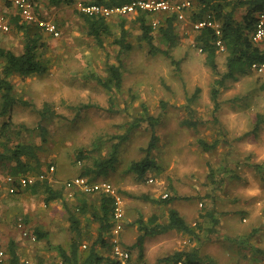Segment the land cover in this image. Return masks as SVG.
<instances>
[{
	"label": "rangeland",
	"instance_id": "obj_1",
	"mask_svg": "<svg viewBox=\"0 0 264 264\" xmlns=\"http://www.w3.org/2000/svg\"><path fill=\"white\" fill-rule=\"evenodd\" d=\"M33 1L41 16L56 22L63 31L60 38L42 32L45 47L41 52L49 68L45 75L12 78L19 97L37 109L50 103L60 114L43 122L47 130L44 142L37 129V109L17 106L13 110V121L19 126L12 135L13 143L41 146L42 168L38 174H47L49 182L59 189L66 180L80 175L92 159L108 157L120 141L118 136L128 135L119 147L116 170L108 177L125 203L124 244L133 248L140 234L136 225L140 217L147 219L156 214L165 222L173 207L190 225H201L195 237L182 231L149 237L143 251L133 248L137 264H175L163 259L195 247L215 255L218 264H264V254L257 252L259 247L264 250V76L249 73L226 80L215 112L212 88L216 75L197 46L192 16L175 22L179 44L169 52L173 62L160 51L166 46L158 32L153 33L158 48L154 49L141 39L139 25L130 19L125 29L131 47L121 53L115 43L121 35L120 20L110 21L113 35L105 37L100 46L86 34L74 5ZM7 6L12 8V3L9 1ZM245 13L246 8L240 7L236 17L241 20ZM0 15L12 24L10 32L0 33V47L21 51L24 38L15 25L16 15L12 10ZM226 58V51L220 50V75L226 72ZM119 62L123 68L122 87L105 88L107 67ZM148 112L162 117L157 127L159 142L152 152L157 168L140 179L128 167L146 154L152 131L142 120ZM190 118L198 125L184 124ZM202 140L217 143V147L206 151L200 144ZM82 151L91 158L79 160ZM51 166L55 167L54 173L50 172ZM6 175L8 172L0 178L1 246L7 250L14 242L19 264L29 258L39 264H61L59 247L70 249L75 238L66 203L74 205L76 201L67 197V189L63 199L50 204L42 190L27 189L10 195L3 183ZM171 197L175 199L170 205L161 203V199ZM20 220L30 232L37 228L48 232V238L36 242L24 238L23 243L19 239ZM81 221L80 249L86 256L97 239L99 224L89 215L82 216ZM98 250L105 258L111 255L110 247ZM0 264H11L10 259Z\"/></svg>",
	"mask_w": 264,
	"mask_h": 264
},
{
	"label": "trees",
	"instance_id": "obj_2",
	"mask_svg": "<svg viewBox=\"0 0 264 264\" xmlns=\"http://www.w3.org/2000/svg\"><path fill=\"white\" fill-rule=\"evenodd\" d=\"M130 1L131 0H114L108 4L120 5ZM193 1L196 5L191 15L193 21H197L206 15H211L222 23V36L220 39L224 42L225 51L227 53V69L224 74L220 75L218 71L217 55L220 48L217 45L219 37L215 32L209 28H204L197 32L198 34L195 39L197 46L206 54V62L216 75L212 88V97L215 102L216 112L219 108V103L217 101L219 91L220 88L224 86L225 81L233 79L236 76L254 73L251 68L252 64L264 62V44L256 45L251 37L255 27L256 15L264 10V0ZM55 3L73 6L74 0H55ZM240 7L246 8V13L241 20L236 17V11ZM75 11L78 12L79 17L84 22L86 34L95 39L100 46H103L105 37L113 35V27L110 23L113 19L89 15L79 11L76 7ZM159 18L162 22L157 29L152 26L148 15L145 13L115 18L116 20H120L121 35L115 42L119 46L120 52L124 53L131 47L126 42L127 33L125 29L126 20L130 19L139 25L142 31L141 39L145 40L147 44L154 49H158L154 44L153 35L154 31H157L161 43L166 46V49L160 51L175 62V59L172 58L169 52L179 44V36L175 26L177 17L174 14H166ZM14 20L18 30L23 33L24 45L23 51L20 54H17L10 48L0 47V119L5 118V120L0 123V173L8 172V174L12 176L28 174L37 175L42 168L40 160L41 146L31 143L14 144L12 136L19 127L14 123L12 118L14 108L17 106L30 107L33 109L37 108L33 103L17 95L12 77L14 75L23 78L31 75H45L49 68L41 52L45 47L42 34L43 31L37 26L22 23L19 15H16ZM59 28L63 35L62 28L60 26ZM107 74L108 77L103 83V86L108 89L114 87L120 89L123 84L122 62H119L118 65H109L107 67ZM36 111L40 118L37 129L40 131L43 141L46 142L47 130L43 122L58 118L60 114L50 103H45L42 108ZM142 122H147L152 131L149 143L145 148L146 154L143 159L132 161L128 167L129 172L134 173L140 179H144L150 171L157 168V163L152 157V152L159 142L157 127L162 123V117H155L148 112ZM198 123L199 122L193 120V118L184 122V124L189 126H196ZM260 123L261 120L256 124L254 132L259 129ZM118 138L120 141L113 145L112 152L108 157L92 159L90 164L84 166L80 175L88 177L91 181L100 178L108 179L110 174L116 170L120 152L119 147L121 143L128 140L129 136L122 135L118 136ZM200 144L206 151L214 150L217 147V143L208 144L204 140H202ZM79 154V160L91 158L89 153L85 151ZM257 167L260 168V165ZM63 185L59 189H56L53 187V184L49 182V179H46L43 182H37L35 185L29 186L25 190L31 189L34 190V192L42 190L45 194L46 203L50 204L53 201L65 197L64 189L66 188L65 185ZM90 196H93V199H91ZM174 199V197L161 199V203L170 205ZM73 200L76 201L74 205L66 203V212L75 238L70 249L59 247V254L62 259L61 264H103L105 257L102 256L98 249L99 247H110L111 249L110 232L113 227L115 199L105 193L93 195L77 193ZM168 213V220L165 222H162L160 217L156 214L151 215L147 219H144L143 216L140 217L136 222L140 234L133 248H139L140 251H143L145 242L149 237L166 234L172 231H182L193 237L197 235V231L201 226L200 224H196V226L190 225L181 212L175 207L170 208ZM88 215L92 221L99 224V233L97 239L91 244L87 255L83 256L80 249L83 239L81 217ZM209 216L212 217L216 223H219L218 218H213V213H210ZM29 234L35 236L38 240H45L48 238V232L40 228H37L34 232L29 231ZM124 246L131 250L132 254L134 253L131 246H126L125 244ZM6 249L7 250L4 249L6 256L0 263H4L6 260L10 259L11 264H19L20 260L16 244L11 242ZM257 252L264 254V250L260 247L257 248ZM141 255L142 254H140V256ZM163 261L166 263L173 262L175 264H218L210 254L203 253L200 247H195L187 251H176L172 255L165 257Z\"/></svg>",
	"mask_w": 264,
	"mask_h": 264
},
{
	"label": "built area",
	"instance_id": "obj_3",
	"mask_svg": "<svg viewBox=\"0 0 264 264\" xmlns=\"http://www.w3.org/2000/svg\"><path fill=\"white\" fill-rule=\"evenodd\" d=\"M114 0H74V6L81 12L89 15L103 16L108 19L117 17H125L145 13L148 15L150 23L157 29L161 25L160 16L166 14H174L177 21H186L190 19L196 5L193 0H131L128 3L120 5H109ZM12 5L18 12L21 22L32 26H37L44 33L60 38L62 36L59 25L42 17L37 8V4L33 0H11ZM195 30L201 31L209 28L219 37L217 45L221 51H225L224 42L220 39L222 36V23L211 15L193 21ZM12 29L11 21L5 15H0V33H8ZM252 41L256 45L264 44V10L256 15L255 27L252 33ZM252 71L260 76H264V62H256L252 64ZM55 167L51 166L50 172L54 173ZM49 179L47 174L38 175H6L3 183L6 185L8 194H17L29 186L35 185L37 182H43ZM153 182V180H151ZM65 188L68 190V198L73 200L77 193H85L88 195L105 193L115 199V208L113 214V227L110 232L111 255L106 264H137L131 250L123 244L122 233L125 224V203L119 190L114 183L105 178L91 181L86 176H75L65 181ZM168 195L166 194L165 197ZM18 228L22 235L31 241L36 242L37 238L29 234L28 229L22 220L18 222ZM86 247V245H84ZM5 250L0 244V262L5 258ZM23 264H39L31 258L25 259ZM182 264V263H180Z\"/></svg>",
	"mask_w": 264,
	"mask_h": 264
},
{
	"label": "crops",
	"instance_id": "obj_4",
	"mask_svg": "<svg viewBox=\"0 0 264 264\" xmlns=\"http://www.w3.org/2000/svg\"><path fill=\"white\" fill-rule=\"evenodd\" d=\"M1 1H3V3L1 2ZM9 1L11 2V0H0V14L1 13H5V12H7V11H9V10H12L13 12H14V14L15 15H18V12H17V10L15 9V7L12 5V8L10 7H8L7 6V3L9 4ZM12 3V2H11ZM37 8L39 9V7H38V5H37ZM39 13H40V10H39ZM41 15V14H40ZM45 15H43L42 17H44ZM22 50L21 51H18V50H16V49H11V50H13L14 52H16L17 54H20V53H22V51H23V45L20 47ZM16 50V51H15ZM13 77H17L16 75H14ZM12 77V78H13ZM3 172H1L0 173V175L2 174ZM4 185V184H3ZM8 193V192H7ZM11 195V194H10ZM179 210V209H178ZM180 211V210H179ZM181 212V211H180ZM181 214L183 215V213L181 212ZM184 216V215H183ZM20 233H21V236H19V239L24 243V236L22 235V232L20 231ZM163 235V234H162ZM26 239H28V238H26ZM123 239V238H122ZM123 243H124V241H123ZM3 247V246H2ZM206 253H208V252H206ZM208 254H210V253H208ZM212 255V257L215 259V255L213 256V254H211ZM105 257V256H104ZM109 258H105V261L103 262V264H106L107 263V261H109L108 260ZM216 260V259H215ZM219 263V262H218Z\"/></svg>",
	"mask_w": 264,
	"mask_h": 264
}]
</instances>
